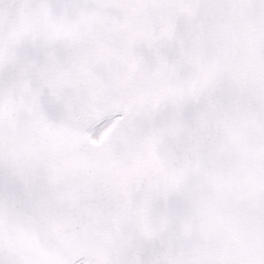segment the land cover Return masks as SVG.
Returning <instances> with one entry per match:
<instances>
[{
    "label": "snow or ice",
    "instance_id": "1",
    "mask_svg": "<svg viewBox=\"0 0 264 264\" xmlns=\"http://www.w3.org/2000/svg\"><path fill=\"white\" fill-rule=\"evenodd\" d=\"M0 264H264V0H0Z\"/></svg>",
    "mask_w": 264,
    "mask_h": 264
}]
</instances>
